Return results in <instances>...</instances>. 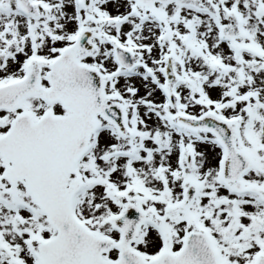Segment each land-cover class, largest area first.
<instances>
[{
	"label": "snow or ice",
	"instance_id": "obj_1",
	"mask_svg": "<svg viewBox=\"0 0 264 264\" xmlns=\"http://www.w3.org/2000/svg\"><path fill=\"white\" fill-rule=\"evenodd\" d=\"M0 264H264V0H0Z\"/></svg>",
	"mask_w": 264,
	"mask_h": 264
}]
</instances>
